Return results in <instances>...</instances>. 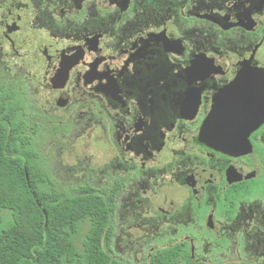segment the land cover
Instances as JSON below:
<instances>
[{
	"label": "flooded vegetation",
	"instance_id": "1",
	"mask_svg": "<svg viewBox=\"0 0 264 264\" xmlns=\"http://www.w3.org/2000/svg\"><path fill=\"white\" fill-rule=\"evenodd\" d=\"M263 75L264 0H0L19 139L43 167L47 131L71 148L84 186L62 191L101 198L123 264L176 245L178 264H264V120L238 153L200 140L223 93L260 110ZM117 227L142 234L117 251Z\"/></svg>",
	"mask_w": 264,
	"mask_h": 264
},
{
	"label": "trees",
	"instance_id": "2",
	"mask_svg": "<svg viewBox=\"0 0 264 264\" xmlns=\"http://www.w3.org/2000/svg\"><path fill=\"white\" fill-rule=\"evenodd\" d=\"M14 105L0 96V224H9L0 230V264H123L108 254L113 227L101 198L53 187L34 149L19 139ZM181 248L156 252L151 264H178Z\"/></svg>",
	"mask_w": 264,
	"mask_h": 264
},
{
	"label": "water",
	"instance_id": "3",
	"mask_svg": "<svg viewBox=\"0 0 264 264\" xmlns=\"http://www.w3.org/2000/svg\"><path fill=\"white\" fill-rule=\"evenodd\" d=\"M243 102L248 103L247 101ZM235 103L233 98H230L229 101V91L218 97L200 132L202 142L226 154L238 153L243 150L249 134L264 120V100L260 101V110L254 107L252 113H248L244 109L239 111L234 107ZM253 103L257 104L255 100ZM245 108L247 109V107ZM222 111H226L224 115ZM220 115L224 121L219 122Z\"/></svg>",
	"mask_w": 264,
	"mask_h": 264
},
{
	"label": "rangeland",
	"instance_id": "4",
	"mask_svg": "<svg viewBox=\"0 0 264 264\" xmlns=\"http://www.w3.org/2000/svg\"><path fill=\"white\" fill-rule=\"evenodd\" d=\"M54 142L55 139L47 131L44 136V145L42 151L45 158V168L47 169L53 187H55L56 189L68 191L78 186H84L83 181H78L80 165L75 164V156L71 148L67 147V145L64 147L57 146L54 144ZM4 212V214L7 215L8 211ZM5 222L6 219L0 224V230L9 226V224L5 225ZM87 225L88 224H84L82 226L81 231L76 238V245L78 247H80L81 245L80 243L87 230ZM119 227L116 228L117 231L115 248L117 251L122 250V247L124 245H122V243L120 242L121 237L124 239H129L125 237L126 234H129L130 236L132 235L133 237H139L142 234V232H140L139 235V231L130 233L128 229H123V231L121 232V229Z\"/></svg>",
	"mask_w": 264,
	"mask_h": 264
}]
</instances>
